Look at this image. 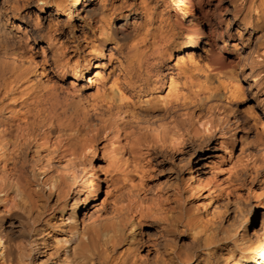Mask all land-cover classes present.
Instances as JSON below:
<instances>
[{
	"label": "bare ground",
	"instance_id": "obj_1",
	"mask_svg": "<svg viewBox=\"0 0 264 264\" xmlns=\"http://www.w3.org/2000/svg\"><path fill=\"white\" fill-rule=\"evenodd\" d=\"M38 1L42 6L55 4L66 12L69 21L74 20V11L79 10L80 7L85 10L100 31V36L91 42L96 55L94 58H97L98 62L107 54L109 44L124 51L135 49L133 59H136L146 51L145 41L148 40L146 33L155 36L159 30L160 39L168 38L161 28L164 23L161 9L151 0L133 2L127 12L116 3H113L115 6L113 5L112 9L108 8L107 0H72V4L71 0ZM30 4L31 0H0V98H2L0 99V264H46L45 260L42 263L34 261L44 253L42 246L46 248L50 244H63V242L72 243L70 252L66 249L68 253L64 258L68 264H109L107 260L115 254L119 246H125L126 239L129 240L130 246L121 251L122 256L116 257L114 261L119 264H151L141 262L138 257V250L144 247L142 233L126 234L128 228L133 230L136 227L132 214L142 208L143 203L141 188L144 186L145 176L140 172L143 166L139 162H135L132 167L126 166L122 175L125 185L133 192V199L124 207L125 213L114 215L105 222L104 226L96 225L92 229L80 228L78 223V212L83 209L84 202L89 199L96 201L101 191L99 175L89 161L96 141L107 129L111 128L114 131L116 125H122L119 116L123 115L125 120L129 119L136 98L132 95L131 89L123 83V77L109 81L99 71H95V75L93 72L94 76L89 77L90 82L83 85L77 94L71 96L56 85L48 91L41 89L35 73L39 71L38 73L44 75L49 70L51 61L50 58L34 51L32 42L36 38H33L31 31L34 29L42 39H47V47L52 48L59 44L54 42L52 33L46 32L39 21L33 22L32 30L30 26L23 27L21 22L25 23L24 12ZM181 7L189 17L188 22L200 28L195 8L185 4H181ZM170 19L175 18L172 15ZM188 51L192 53V49ZM53 53L54 69L63 76L70 73L74 78H80L87 72L84 65L72 64L66 58L62 46L56 47ZM192 55L195 56L194 53ZM170 92V88L165 89L163 95ZM175 123L180 134L174 135L173 144L167 147L172 155L178 152L174 149L184 146L186 140L188 142L190 132L194 131L195 135L200 132V129H195L187 122L177 120ZM201 126L205 131H211L210 124L205 128L204 122L201 121L200 128ZM112 139L115 145L113 150H118L115 156L117 162L122 166L127 165L130 158L125 159L126 155L121 156L118 147L120 141H117L115 136ZM133 140L137 143L142 142L138 136H134ZM165 144H167L166 140L161 146L164 147ZM76 147L82 150L81 154H78ZM46 152L50 158L52 155L54 157L52 159L67 160L70 165L76 161L81 165L87 164L91 171L90 176L82 181L85 198L80 196L78 191H73L71 196L69 190L64 192L67 203L69 198L74 201L70 206L61 207L63 212L61 220L64 219V213L69 212L68 219L71 221V227L66 235L59 234L56 228L51 234V231L47 230V232L39 227L38 218L42 217L40 212L36 214L30 209L19 213L17 212L20 210L14 211V207L19 202L17 200L18 202L15 203L14 199L17 197L30 203L32 210L40 206L41 189H38V185L49 187L50 191L56 188L59 193L64 190L59 182L60 177L50 175L43 180L41 178L43 171L38 172L44 169V167L39 169L38 165L42 154ZM30 153L33 159L37 160L29 169L27 157ZM13 171L15 172L12 173ZM134 173L142 175L140 181ZM15 174L17 177L13 178ZM65 178L72 179L71 186L77 182L76 175L71 174ZM194 182L193 193L199 197L203 192L202 180L199 178ZM173 195L172 201L176 205H164L162 210L167 216L178 213L185 217L180 231L192 234L194 247L177 248L170 243L169 234L165 235L159 258L152 264H250L255 250L245 238L248 235L244 236L245 233L240 232L235 242H231L234 244H227L228 235H224L225 232L221 234L223 233L221 230V233H218L217 228L207 227L208 222L203 225L192 213H189L184 206L186 199L183 200V191L180 187L174 189ZM166 197L168 198L169 195ZM10 199L14 200L12 203L15 205L10 204ZM7 223H10L8 230L5 228ZM247 223V219L242 222V224ZM101 241L103 244L99 248ZM260 253L263 254L264 249H261Z\"/></svg>",
	"mask_w": 264,
	"mask_h": 264
},
{
	"label": "rangeland",
	"instance_id": "obj_2",
	"mask_svg": "<svg viewBox=\"0 0 264 264\" xmlns=\"http://www.w3.org/2000/svg\"><path fill=\"white\" fill-rule=\"evenodd\" d=\"M140 1L141 0H107V7L112 9L113 5L116 3V5L127 12L131 9V3H139ZM151 1L155 2V0ZM213 2L215 3V0H213ZM39 3L38 0H31L30 6L24 12L25 23L21 22L23 27L30 26L32 30L33 22L39 21L46 32L52 33L55 38L54 42L59 44L56 47H63L66 58L70 60L72 64L81 63L85 66V71H87L84 76L80 78H74L70 73L63 76L57 72L54 69L52 59L56 47L54 45L52 46L55 48L51 45L52 48L47 47V39H42L33 29L31 32L33 38H36L35 41L32 42L34 51L48 59L50 58L51 61L48 66L49 70L44 75L38 73L39 71L35 73V78L41 89L48 91L52 86L56 85L64 89L66 93L71 96L77 94V91L81 89L83 85L90 82L89 77H91L90 75L94 76L96 74L95 71H99L101 75L106 77L109 81L118 78V76H109V72L113 64L116 63L113 57L120 56L122 50L118 47H114L113 44H109L105 57L99 62L97 58H94L96 55H94L91 42L100 36V31L85 10L80 7L79 10L74 11L75 18L69 21L66 12L59 9L55 4L50 3L42 6V4ZM72 3L73 1L71 0V4ZM225 6L230 5L226 3ZM207 7L211 6L209 5ZM180 9H182L181 4ZM195 12L200 19L202 17L201 9L196 7ZM181 15L184 17L183 23L188 24L189 17L185 14L184 10L182 12L178 10L173 11L174 18ZM242 17L243 15L241 14V19H237L235 23L232 24L230 31L235 32L241 27L243 22ZM224 19L232 21L234 19V13H227ZM213 27H215V21H213L212 24L207 22L200 23V29H202L204 33L210 34ZM211 39V35L208 40L201 39L200 44H210ZM226 39H228L227 36ZM218 43H223V41H219ZM235 43H237L235 39H229L230 45ZM192 53L199 55L201 54V50L200 48L192 49ZM246 53L247 49H245V54ZM224 56L228 61L237 59V56L232 52H225ZM105 65H108V67L106 68ZM243 83L245 87L248 86V81H243ZM255 103V100L249 98L247 101H242L240 107L246 108ZM257 111L260 112V109L258 108ZM260 115L261 118L264 119V112H261ZM113 118L115 117L113 116ZM201 129L204 130V127L201 126ZM195 134L196 133L192 131L188 135V142L185 143L184 146L182 145L184 149V151H182L183 154H181V151L177 150L178 152L176 151L177 153L172 155L170 149L165 146H160L158 149L160 155L152 159L143 156V149H139L137 157L134 160L130 158L129 163L125 166H122V164L116 160L115 156L118 150H113L115 146L114 140L112 139V137L114 138L113 132L107 130L104 135L101 134L104 138H101V136L99 137L96 141L94 151L91 152L89 157L91 166L97 170L99 175L101 191L96 201H91L89 199L84 202L83 209L81 208L78 212L79 227L83 229H92L96 227V225L104 226L105 222L109 221V218L112 216L125 213L126 210L124 207L133 199V192L125 185L122 175L124 174V168H126V166L132 167L133 164H136L135 162H139L143 166L140 172L145 176L144 186L141 188L143 203L142 208L132 214L135 218L136 227L133 230L128 228L126 234L131 235L133 232L142 233L141 237L144 240V247L138 250V257L141 262L151 264L155 263V261L157 262L159 254L163 249L161 243L165 235L168 234L170 243L177 248L183 246L186 248L194 247L192 234L180 231L185 217L178 213L174 216H167L164 210H162L167 204H169V206L176 205L172 200L174 198V189L178 186L183 191V200L186 199L184 200V206L189 213L195 216L197 221L202 222L203 225L208 222V226H206H211L210 228L214 229L217 228L216 230L218 233H221V230L223 232L221 234L225 232L224 235H228L226 236V243L231 245L234 244L231 242H235L238 233H245L244 236L248 235L245 237L246 240L248 239L250 242L249 244H252L255 250L254 256L250 259V264H264V253H260V250L264 249V157L260 155L258 149L261 141H264V132L260 131L259 126H257L256 131L248 133L247 135L243 132H237L236 137L238 139L235 147L232 149V157L223 160L221 158L226 157V154L220 147L216 138L208 140L199 134ZM241 137L244 138L245 142L256 141L257 147L245 149L244 142L240 140ZM192 144L199 145V149L197 151H191L190 146ZM51 148H53V146ZM76 148L78 154H81L82 150L79 147ZM149 151L151 152V150ZM124 155L128 157V153ZM48 157L47 152L42 154V159L38 166L40 167L39 169L44 167L45 170L43 168V170H37L38 172L43 171V175L41 176L43 180H45L46 177L48 178V176L50 177V175H52V177L54 175L60 177L59 182L64 190L59 193L56 188L50 191L49 187H43L42 184V186L38 185V189H41L40 202L43 204L40 203L38 208L35 207L32 210L30 203H26L22 198L17 197V199H14L15 203L19 202L17 203L18 205L16 204L17 206L14 207V211L17 212L20 210L17 212L19 213L30 209L34 213L40 212L42 213V217L38 218L39 227L42 229L44 228L46 231H51V234L56 230L59 234L66 235L71 227V221L68 219L69 212H65L64 219L61 220L63 216L61 207L63 205L70 206L74 201L69 198L67 203L64 192L69 190L71 196L73 191H78L80 196L85 198V195H83L84 192H82V181L90 176L91 171L87 164L81 165L78 161L70 165L67 160L59 161V158L52 159L54 158L52 155L51 158ZM27 159H29L27 166L30 169L31 166L36 163L37 159H33L31 153L28 155ZM14 172L15 171L12 173ZM66 173L68 174L66 175ZM70 173L77 177V182L72 186V182L70 181L72 179L69 180L65 178L66 176L68 177V175L71 176ZM138 174L140 173H134L135 176L137 175V180L140 181L142 175L139 176ZM192 174H194V177H192ZM16 177V174L13 175V178ZM199 178L202 180L203 192L197 197V195L193 193L194 181ZM68 180L70 181L69 183L67 182ZM121 185L123 186L121 187ZM167 195H169L168 198L166 197ZM166 198L168 200H166ZM14 200L10 199V204H14L12 203ZM246 219L248 223L242 224L243 220ZM63 220L64 223H62ZM5 228L8 230L10 228V223H7ZM230 238L233 240H230ZM124 243H126L125 246H119L115 254H112L110 259L107 260L109 264H119V262L114 261L115 258L118 256L121 257L122 255L120 252L130 246L128 239H126ZM102 244L103 241L99 243V248L102 247ZM71 247L72 243L66 242H63V244H50V246L46 248L42 246L44 253L39 255L34 261L42 263L45 260L44 262L46 264H68L64 258H66L68 251L70 252ZM66 249H68V251Z\"/></svg>",
	"mask_w": 264,
	"mask_h": 264
},
{
	"label": "clouds",
	"instance_id": "obj_3",
	"mask_svg": "<svg viewBox=\"0 0 264 264\" xmlns=\"http://www.w3.org/2000/svg\"><path fill=\"white\" fill-rule=\"evenodd\" d=\"M155 3L161 9L164 21L161 28L168 38L160 39L159 30L155 36L146 33V51L139 58L133 59L135 49L122 50L120 56L113 57L116 63L109 76L123 77L136 102L129 119L121 115L118 119L122 125H116L114 131L107 130L113 131L120 141L121 156L128 153L125 159L134 160L139 149H143V156L155 159L160 155L161 144L166 140L164 146H171L173 136L180 134L175 123L179 120L200 129L199 135L205 139L216 138L226 154L221 159H230L237 132L247 135L256 131L257 126L264 132V119L260 115L264 112V0H215V3L213 0H179V3L178 0H155ZM226 3L230 6H225ZM180 4L199 7L202 17L198 23L215 21L212 32L204 33L192 22L183 23L182 15L170 19L174 10L183 11ZM229 12L234 13L232 21L224 19ZM241 13V27L230 31L232 24L241 19ZM210 35L211 43L201 45L200 40H208ZM229 39L237 43L230 45ZM196 48H200L201 54L194 56L188 51ZM225 52L234 53L237 59L228 61ZM243 81H248L247 87ZM168 88L171 92L163 95ZM249 98L256 103L241 108L240 103ZM137 112L143 114L137 115ZM201 121L205 128L210 124L211 131L201 129ZM134 136L142 142H134ZM240 140L245 149L257 147L256 141L245 142L243 137ZM198 149L197 144L190 146L191 151ZM258 149L264 157V141Z\"/></svg>",
	"mask_w": 264,
	"mask_h": 264
}]
</instances>
